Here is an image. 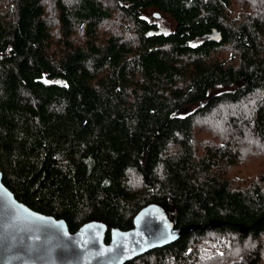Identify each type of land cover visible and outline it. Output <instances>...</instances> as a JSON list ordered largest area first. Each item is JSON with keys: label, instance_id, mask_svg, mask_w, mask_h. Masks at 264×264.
Masks as SVG:
<instances>
[{"label": "trees", "instance_id": "1", "mask_svg": "<svg viewBox=\"0 0 264 264\" xmlns=\"http://www.w3.org/2000/svg\"><path fill=\"white\" fill-rule=\"evenodd\" d=\"M0 169L71 231L203 225L124 264H264V0H0Z\"/></svg>", "mask_w": 264, "mask_h": 264}, {"label": "water", "instance_id": "2", "mask_svg": "<svg viewBox=\"0 0 264 264\" xmlns=\"http://www.w3.org/2000/svg\"><path fill=\"white\" fill-rule=\"evenodd\" d=\"M216 31L213 29L209 36L220 37ZM202 227L176 226L163 207L149 204L138 212L128 229L109 228L93 220L71 231L63 218L19 201L3 183L0 169V264H124ZM240 227L247 230L244 225ZM108 230L110 239L106 241Z\"/></svg>", "mask_w": 264, "mask_h": 264}, {"label": "rangeland", "instance_id": "3", "mask_svg": "<svg viewBox=\"0 0 264 264\" xmlns=\"http://www.w3.org/2000/svg\"><path fill=\"white\" fill-rule=\"evenodd\" d=\"M155 13H158L159 16H154ZM142 15L146 17L150 22H154L158 25V27L163 31H171L174 29V21L173 19L165 13H161L155 8H149L142 12ZM195 108V105H189L179 110V114L183 115L191 111Z\"/></svg>", "mask_w": 264, "mask_h": 264}]
</instances>
